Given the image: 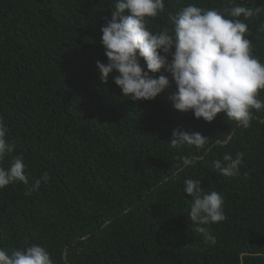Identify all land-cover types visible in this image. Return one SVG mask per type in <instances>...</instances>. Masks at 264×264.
I'll return each mask as SVG.
<instances>
[{"label": "trees", "instance_id": "trees-1", "mask_svg": "<svg viewBox=\"0 0 264 264\" xmlns=\"http://www.w3.org/2000/svg\"><path fill=\"white\" fill-rule=\"evenodd\" d=\"M235 2L260 8L244 22L264 63V0ZM164 3L149 18L154 33L172 28L188 4L218 12L234 6ZM113 7L114 0H0V116L17 145L3 166L22 155L28 176L27 184L0 189V247L37 244L53 264H264V108L252 110L244 129L223 112L206 122L175 109L177 89L163 70L150 73L170 80L153 100L123 96L116 71L102 82L96 62L108 63L101 28ZM175 128L201 133L209 147L173 149ZM221 140L228 141L212 146ZM225 153H243L238 176L212 168ZM185 156L195 165L184 166ZM45 172L50 181L32 190ZM186 178L224 197L227 219L205 226L214 245L188 219Z\"/></svg>", "mask_w": 264, "mask_h": 264}, {"label": "clouds", "instance_id": "clouds-1", "mask_svg": "<svg viewBox=\"0 0 264 264\" xmlns=\"http://www.w3.org/2000/svg\"><path fill=\"white\" fill-rule=\"evenodd\" d=\"M229 3L234 6L224 12L188 4L171 18L172 28L154 33L147 26L149 18L165 10L164 0H114L111 19L101 28V43L108 58L107 64L96 62L101 81L106 83L109 74L116 71L114 83L123 96L133 101L153 100L170 85L168 76L150 75L163 70L170 74L177 89L171 97L175 109L192 111L195 118L206 122L223 112L247 129L253 119L252 110L264 108V100L258 98L259 90H264V63L252 52V42L247 38L251 32L244 22L257 15L260 8L243 6L235 0ZM8 131L0 116V189L17 180L28 183L22 155L13 157L7 168L3 166L17 147ZM169 143L173 149L185 145L205 149L210 140L199 132L175 128ZM242 156L225 153L222 159L212 162V168L224 176H238ZM181 162L184 166L195 165V160L187 156ZM50 179L49 173H43L32 190ZM183 185L184 193L191 197L188 219L204 242L214 245L216 237L205 226L227 219L224 197L214 190L206 192L199 179L186 178ZM0 264H53V260L45 247L32 244L25 249L0 247Z\"/></svg>", "mask_w": 264, "mask_h": 264}, {"label": "water", "instance_id": "water-1", "mask_svg": "<svg viewBox=\"0 0 264 264\" xmlns=\"http://www.w3.org/2000/svg\"><path fill=\"white\" fill-rule=\"evenodd\" d=\"M231 136H232V135L229 136V139L231 138ZM229 139H228V140H229ZM228 140H225V141H222V140H221V141H217V142L214 143L212 146H214V145L217 144V143H226ZM65 254H66V253H65ZM64 256H65V260H67V259H66V255H64ZM67 264H70V263L68 262Z\"/></svg>", "mask_w": 264, "mask_h": 264}]
</instances>
